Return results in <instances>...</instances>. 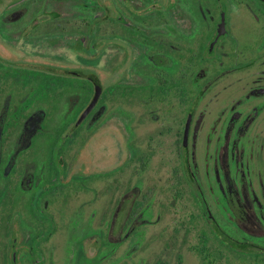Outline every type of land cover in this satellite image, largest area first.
<instances>
[{
    "label": "flooded vegetation",
    "instance_id": "af4514ba",
    "mask_svg": "<svg viewBox=\"0 0 264 264\" xmlns=\"http://www.w3.org/2000/svg\"><path fill=\"white\" fill-rule=\"evenodd\" d=\"M0 264H264V0H0Z\"/></svg>",
    "mask_w": 264,
    "mask_h": 264
}]
</instances>
